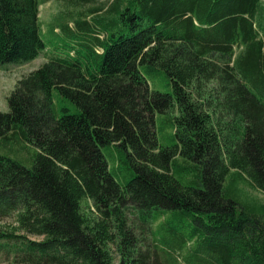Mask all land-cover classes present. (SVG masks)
Here are the masks:
<instances>
[{"label":"trees","instance_id":"1","mask_svg":"<svg viewBox=\"0 0 264 264\" xmlns=\"http://www.w3.org/2000/svg\"><path fill=\"white\" fill-rule=\"evenodd\" d=\"M46 1L0 0V66L46 57L0 111L4 149H35L31 167L0 153V263L264 264V202L230 194L236 177L264 193V0H109L44 34ZM175 105L163 147L155 115ZM107 144L135 171L124 185Z\"/></svg>","mask_w":264,"mask_h":264},{"label":"rangeland","instance_id":"2","mask_svg":"<svg viewBox=\"0 0 264 264\" xmlns=\"http://www.w3.org/2000/svg\"><path fill=\"white\" fill-rule=\"evenodd\" d=\"M107 1L109 0H78L77 3H73V0H48L43 2L38 8V18L41 31L46 34L48 25L54 21L55 16H57V14L61 11L82 10L86 12L89 8H93L100 5L102 2ZM43 38L47 41L48 39H51V36L50 34L49 36L43 35ZM45 61L46 57L44 55V51H42L36 58L28 62L22 64L6 63L0 66V111L6 112L9 110L7 97L14 88L16 81L30 71L38 68ZM141 69L145 72V77L151 90L172 94L171 82L162 69L145 68L144 66H142ZM53 94H55L56 97V90H53ZM66 104L68 105L70 103ZM56 113L57 115L60 114L58 106H56ZM177 115L178 110L176 105L165 113H157L155 115V132L160 146L169 147L176 142L174 137L173 119L174 116ZM10 146L13 153L9 154L0 142V153L10 155L12 158L21 161L25 166L31 167L32 154L35 151L32 145L28 144L27 148H21L16 143H11ZM101 151L106 158L109 171L115 180L120 185L126 184L135 172L133 167H131L130 163L127 161L126 150L118 145L107 144L101 146ZM29 153H31V158L28 160L26 158L29 156ZM236 182L238 183V187L241 191L237 196L233 194V190H231L230 194L235 197L239 203L242 204L243 201L250 200V197H257L260 201L264 202V193L258 189L250 187L246 179H239L236 177ZM88 203H90V200L84 198L82 204L86 205ZM161 220V218L158 219L153 224V228H157ZM10 222H12V219L10 218L0 219V223L2 224ZM30 237L33 239L39 238L36 236ZM148 241L149 240H146L145 242L143 241L142 244L147 243ZM113 256L116 261V253L113 252ZM0 264H4V262Z\"/></svg>","mask_w":264,"mask_h":264}]
</instances>
